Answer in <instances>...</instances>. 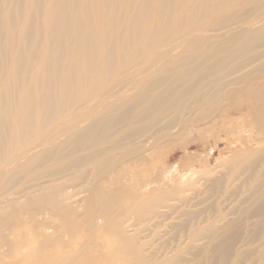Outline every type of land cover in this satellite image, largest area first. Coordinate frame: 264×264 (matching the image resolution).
Listing matches in <instances>:
<instances>
[{
	"label": "bare ground",
	"instance_id": "1",
	"mask_svg": "<svg viewBox=\"0 0 264 264\" xmlns=\"http://www.w3.org/2000/svg\"><path fill=\"white\" fill-rule=\"evenodd\" d=\"M247 7L264 0H0V264H92L73 246L95 230L117 234L120 264H264V148L229 220L187 198L194 175H120L201 114L244 111L238 94L257 101L243 132L264 141V13L251 25ZM245 161L209 181L214 196H232ZM23 214L26 244L11 229Z\"/></svg>",
	"mask_w": 264,
	"mask_h": 264
},
{
	"label": "rangeland",
	"instance_id": "2",
	"mask_svg": "<svg viewBox=\"0 0 264 264\" xmlns=\"http://www.w3.org/2000/svg\"><path fill=\"white\" fill-rule=\"evenodd\" d=\"M253 9H254L253 7H249L244 12H242L240 14L241 15L240 20L245 19V22H251L252 23L251 25H254L255 24L254 21L260 15H262L264 11H260V10L252 11ZM259 77L261 76H257L252 81H249L247 85L248 86L256 85L261 88V82H263V80L260 79ZM250 99L251 98L247 95H242V94L236 95L235 100L233 102V106L239 107L240 105H243L245 106L244 111H238L235 109L229 110L230 109L229 107H224V109H222L219 112V114H217L215 117L211 118L208 121H203V119H206L207 114H201L202 117L200 116L195 118L196 123L193 124L194 130L191 134H187L185 136L173 137L170 140L158 146L157 148L155 149L153 148L152 150L154 151L149 150L148 152H146L144 154L145 157H143L142 155L139 156L134 161L129 160L125 162V164H123V167H124V171L126 170V172L125 174H120V175L125 176L126 174H129L136 176L135 177L136 182L139 181L137 183H140L141 180L145 179L146 177L148 178V176L150 178H155L156 176H159L161 173L168 174L172 172V174L174 173L173 176L177 178H179V176H182V174L183 175L185 174L186 175L185 181H189L190 175H194V177L192 178L194 180V184L191 183V185L189 184L185 186L186 183L185 182L183 183V186H185L184 189H186V193L188 192L186 195H188L187 198H190L191 203L195 204L197 202L196 204L199 203L202 204L196 207V209L197 210L204 209V211H206L203 215V218L205 219L213 218L216 215V210H215L216 204H218L221 205L220 209L222 210L223 214L226 216L225 218H227V220L232 219L233 216H231L230 214H232V212L234 213V211L238 209L237 207L240 206V202L242 201V199L249 195L248 193H247L248 195L245 193L248 192V189L252 188L251 186H253L252 182L249 180L251 176H253L255 173H253L250 170L248 171L244 170L245 169L244 166H246V164L249 163L250 159L254 158L258 154L257 153L258 149L264 148L263 146L264 141L261 140L253 141L252 139L246 136L245 132H243L245 131V129L247 131L252 129V127L247 123L246 115L249 113L251 107L257 105V101L251 100L252 103L247 102ZM236 103L237 105H234ZM249 148L252 149L254 153H251ZM246 151L249 152L245 153ZM242 158L246 160L245 162H243L244 165H242L239 169L237 168V171H235L236 174L235 179H238L239 175L240 177L238 180L234 182V184L230 188H227L229 189L228 191L229 194L232 192L231 193L232 196L230 195L225 197L223 196V198L219 197L221 196V194L214 196L209 181L215 180V178L216 179L222 178L223 176L230 174L231 170L229 169H231V167L233 168V166H231L232 161L236 162L241 160ZM241 171L243 172V174H241ZM131 172H133L134 174ZM119 173H115V174L119 175ZM249 173L251 175H249ZM153 174H157V175H153ZM259 177H261V173H258V178ZM112 179H113L112 176H105L104 177L105 185L106 186L113 185L114 182L112 181ZM199 179H200V183L196 184V182ZM246 180L248 183L246 182ZM121 181L124 180L121 179ZM249 184H251V186ZM113 187L115 189L117 188L115 186ZM242 188L244 189L242 190ZM245 190L246 192H244ZM240 193L242 194L244 193L245 195H242ZM112 214L115 215L116 211H113ZM103 217L104 215H101L100 213L97 214V219L98 218L103 219ZM27 218H28L27 215L25 214L21 215L20 221L18 222L20 225H16L15 223L14 226L11 228L13 230L16 227L17 230L16 229L14 230H16L18 233H19L18 230L22 231L23 238L21 237L20 240L23 241V243L25 244L27 243L26 241L30 239V237H27V234L29 233H26V231H29V229L31 230V226H30L31 220ZM80 219H82L81 222L84 221V223L86 224L90 222L91 217H87V215L86 216L83 215V218L81 216ZM112 219L114 218L111 217L110 220ZM119 219L120 220L124 219V216ZM24 221L25 223H23ZM174 222L175 224L176 223L182 224L185 222V217H181L179 220L175 219ZM174 222H171V225L172 223L173 225H175ZM17 226L19 227L17 228ZM86 227L87 228L85 229H88V226ZM167 231L169 232V229H161L160 237H158L159 239L156 238L155 240H153L155 247H161V246L165 247L167 245L166 242L167 240H165L164 237L166 236V238H168L173 234V233L168 234ZM150 233L151 231H147L145 236L146 235L149 236ZM91 235L89 236L87 231H85L84 234L81 233V235H79L78 232V238H77L78 240L75 242V246H73V248H76L77 250L86 249L88 252L94 251L95 252L94 255L90 253H89L90 255H88L89 258L88 261L91 262L92 264L93 263L104 264L103 262L105 261H106L105 263L108 264L109 263L120 264L124 261L126 262V259L129 258V255L127 256V254H125V252L122 249L118 248L120 239L117 236V234H113L112 232H108V231L105 232L102 230H95L94 235L93 232ZM81 236L84 237L83 241L81 240L82 238ZM246 236L247 235H243L244 239L245 238L248 239V236L247 237ZM82 242L84 246L81 245ZM252 248L255 249L256 246ZM252 248H247V249H252ZM249 264H251L250 261Z\"/></svg>",
	"mask_w": 264,
	"mask_h": 264
}]
</instances>
